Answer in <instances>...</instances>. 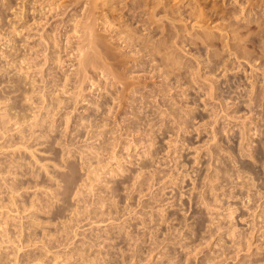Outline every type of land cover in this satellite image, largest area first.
Wrapping results in <instances>:
<instances>
[{"label": "rangeland", "instance_id": "1", "mask_svg": "<svg viewBox=\"0 0 264 264\" xmlns=\"http://www.w3.org/2000/svg\"><path fill=\"white\" fill-rule=\"evenodd\" d=\"M74 1L0 0V264H264V0H99L85 73Z\"/></svg>", "mask_w": 264, "mask_h": 264}, {"label": "bare ground", "instance_id": "2", "mask_svg": "<svg viewBox=\"0 0 264 264\" xmlns=\"http://www.w3.org/2000/svg\"><path fill=\"white\" fill-rule=\"evenodd\" d=\"M72 1H74V0H72ZM75 1H78V0H75ZM74 1V2H75ZM80 1V0H79ZM86 1V0H85ZM89 2L88 3H84L85 5H86V13H84L83 15H84V17H85V22L83 21V24H81L82 23V21H81V23H80V25H82V26H80V25H78V26H80V28H82V29H79V30H83L82 31V33L83 34H80V37L81 36H84V37H82L81 39L80 38H78V36H76L78 39H80V40H78V42H77V52H76V54H77V57H75V58H77V61L79 62V63H77V64H79V66H80V68L78 69V71H76V72H79V71H84V73L86 72V70H88V69H85V67H86V64L87 63H89L90 61H89V59L87 58V55H91L90 53H89V51L87 50V49H92V47L91 46H94V48H95V45L96 46H101L102 47V45L101 44H103V39H101V37H100V41H99V39L97 40L96 39V37L94 36V33H93V31H95L94 29H95V27H94V21L96 20V17L94 16V14H95V10H97V9H99V5H97V1H99V0H88ZM112 0H104V4L103 5H107V10H110V9H112V8H118V9H120V8H122V11H123V7L124 6H126L125 4H124V6L122 5V6H120V7H112L113 5H115V4H112V2H111ZM119 1V0H118ZM154 1V0H153ZM70 3H72L71 1H70ZM69 3V4H70ZM77 3V2H76ZM156 6H155V8H154V11H156L157 10V8H159V9H161V8H165L166 6H167V4H169L170 2H169V0H156ZM64 4V3H63ZM68 4V3H67ZM100 4V3H99ZM161 4H162V6H161ZM74 5V4H73ZM119 5V4H118ZM128 5V4H127ZM66 6V5H65ZM130 7H134V6H130ZM136 7V6H135ZM161 7V8H160ZM124 8H126V7H124ZM133 10L134 9H136V8H132ZM139 9V8H138ZM116 10V9H115ZM121 10V9H120ZM130 10H131V8H130ZM140 10V9H139ZM166 10H168V9H166ZM135 11V10H134ZM150 11V10H149ZM136 12V11H135ZM136 14L138 15V17H134V18H140L139 16V14H140V12H136ZM157 14V13H156ZM145 15V14H144ZM90 16L92 17V16H94L95 17V19H94V17H93V19H91L90 18ZM142 16V15H141ZM152 16H154V13L152 12L151 14H150V16H149V18H147V17H142V19H141V21L139 20V22H142V21H144V23L145 22H147L146 24H148V25H150L151 23L149 22L150 20H152L154 17H152ZM134 18H131V19H133V21H134ZM130 19V20H131ZM82 20H84V19H82ZM136 20V19H135ZM156 20V19H155ZM132 21V20H131ZM137 21V20H136ZM152 22H154L153 20H152ZM157 22V21H156ZM96 24V23H95ZM142 25V24H141ZM77 27V26H76ZM155 28H153V30H154ZM147 30H149V29H147ZM76 31L77 30H75V34H76ZM78 32H81V31H77V33ZM96 34V33H95ZM40 35H42V34H40ZM76 35H79V34H76ZM98 36V35H97ZM75 37V38H76ZM126 37V36H125ZM42 38V37H41ZM44 38V37H43ZM68 38V37H67ZM83 38H85V39H83ZM69 39V41L71 40L70 38H68ZM68 39H67V42L69 43V41H68ZM72 39H73V37H72ZM83 42H82V41ZM84 40H86L85 42H84ZM75 41H77V40H75ZM80 41V42H79ZM105 41H106V39H105ZM102 42V43H101ZM110 42V41H109ZM46 43V42H45ZM47 43H48V41H47ZM46 43V44H47ZM50 45V44H49ZM68 45V44H67ZM109 45V44H108ZM105 47V46H104ZM93 48V49H94ZM98 48V47H97ZM49 49V48H48ZM100 49V48H99ZM102 49V48H101ZM100 49V50H101ZM96 50V49H95ZM98 50V49H97ZM104 49H102L101 51L102 52H104L103 51ZM92 51H94V50H92ZM106 51V50H105ZM45 53V52H44ZM74 53V52H73ZM95 53V51L93 52V54ZM241 53V52H240ZM75 54V55H76ZM98 54V53H97ZM97 54H95V56L94 57H91V58H95L96 56H97ZM102 53L99 51V56L101 55ZM109 54V53H108ZM234 54H235V52H234ZM46 55H47V52H46ZM45 54H44V56H46ZM74 55V56H75ZM25 57V56H24ZM46 57H49V55L48 56H46ZM89 57V56H88ZM101 57V56H100ZM103 57H106L104 54H103ZM103 57H102V60H103ZM108 57V56H107ZM110 57V56H109ZM239 57V56H238ZM90 58V59H91ZM113 58V57H112ZM24 59V58H23ZM98 59V58H97ZM48 59L46 58V61H47ZM92 60V59H91ZM94 61H95V63L97 62L95 59H93ZM99 60V59H98ZM101 60V59H100ZM62 62V61H61ZM60 62V63H61ZM101 62V61H100ZM45 63V62H44ZM90 63H93V61L92 62H90ZM108 63V62H107ZM20 64V63H19ZM76 64V65H77ZM45 65V64H44ZM43 65V66H44ZM87 65H89V64H87ZM93 65H95V64H93ZM253 65V64H252ZM19 66V65H18ZM82 66V67H81ZM105 66V65H104ZM103 66V67H104ZM97 67H98V65H97ZM29 69V68H28ZM63 69V68H62ZM96 69V68H95ZM99 70V69H98ZM104 70V69H103ZM94 71V70H93ZM76 72H74L75 74H77L76 75V77L78 76V74H80V73H76ZM104 72H106L105 70L102 72L103 74H104ZM108 72V71H107ZM84 73H81V74H83V76H84ZM81 74H80V76H81ZM94 74H96V73H94ZM70 75V74H69ZM108 75V74H107ZM73 76V75H72ZM80 76H78V77H80ZM71 77V76H70ZM72 78V77H71ZM73 79V78H72ZM75 79V78H74ZM74 79H73V81H74ZM77 79V78H76ZM66 80H69V78L67 77V79ZM69 81H71V80H69ZM76 81V80H75ZM78 81H79V79H78ZM57 82V81H56ZM72 82V81H71ZM82 82V81H81ZM66 83V82H65ZM68 83V82H67ZM66 83V84H67ZM75 83H79V82H73V84H75ZM69 84V83H68ZM80 84V83H79ZM79 84H77V85H75L76 87H75V89L76 88H79L81 85H79ZM83 84V83H82ZM48 85V84H47ZM61 86V85H60ZM63 86V85H62ZM74 86V85H73ZM56 87V86H55ZM64 87L65 88H67L65 85H64ZM63 88V87H62ZM81 88V87H80ZM55 91V90H54ZM74 91H76V90H74ZM80 91V90H79ZM40 92H42V91H40ZM61 92H63V89H62V91ZM60 92V93H61ZM64 92H67V91H64ZM83 92V91H82ZM81 92V93H82ZM70 93H73V91L72 92H70ZM69 93V94H70ZM80 93V92H79ZM80 93V94H81ZM64 94V93H63ZM50 95H52V94H50ZM68 95V94H67ZM76 95H78L77 94V92H76V94L75 93H73L72 94V96L73 97H76ZM43 96H45V95H43ZM60 96V95H59ZM79 97H80V95H79ZM79 97H76V99H74L75 101L74 102H76V100H77V98H79ZM71 98V97H70ZM45 99V98H44ZM48 99V98H47ZM65 102V101H64ZM69 102V101H68ZM76 103H78V101L76 102ZM70 104V103H69ZM75 104V103H74ZM62 105V104H61ZM66 106V105H65ZM50 108V107H49ZM60 107H59V105H58V109H59ZM61 109V108H60ZM111 109V108H110ZM49 110V109H48ZM52 111V110H51ZM56 112V111H55ZM111 112V111H110ZM59 113V112H58ZM53 115V114H52ZM106 115H107V113H106ZM53 117V116H52ZM108 118V117H107ZM96 119V118H95ZM100 119V118H99ZM90 120V119H89ZM101 124V123H100ZM68 125V124H67ZM96 125V124H95ZM97 127V126H96ZM66 129H67V127H66ZM33 137V136H32ZM103 147V146H102ZM89 151V150H88ZM99 151V150H98ZM90 152H91V150H90ZM100 153V152H99ZM95 155H97V154H95ZM21 171V170H20ZM35 175V174H34ZM36 178V177H35ZM38 179V178H37ZM38 183V182H37ZM18 185V184H17ZM22 187V186H21ZM5 188V187H4ZM8 188V187H7ZM13 188V187H12ZM18 188V187H17ZM14 189V188H13ZM12 189V190H13ZM20 190V189H19ZM7 191H8V189H7ZM81 191V190H80ZM16 193V192H15ZM22 193V192H21ZM13 194V193H12ZM11 194V195H12ZM37 194H39V193H37ZM57 194V193H56ZM43 195V194H42ZM81 195V194H80ZM10 196V195H9ZM16 196V195H15ZM19 196V195H18ZM21 196V195H20ZM19 196V197H20ZM39 196V195H38ZM54 198V197H53ZM35 199V198H34ZM43 199H45V198H43ZM19 200V199H18ZM31 200V199H30ZM29 200V201H30ZM38 200V199H37ZM50 200V199H49ZM28 201V202H29ZM41 202V201H40ZM39 202V203H40ZM44 202V201H43ZM42 204V203H41ZM15 205V204H14ZM17 205V204H16ZM52 205V204H51ZM23 206V205H22ZM31 206V205H30ZM47 206H48V204H47ZM62 208V207H61ZM71 208V207H70ZM26 209V208H25ZM40 209V208H39ZM75 209V208H74ZM24 217V216H23ZM76 219V218H75ZM22 222V221H21ZM75 222V221H74ZM25 223V222H24ZM77 224V223H76ZM84 225V224H83ZM22 228V227H21ZM23 229V228H22ZM21 231V230H20ZM13 233V232H12ZM5 234H7V233H5ZM23 234H25V233H23ZM31 234V233H30ZM7 235H9V234H7ZM76 236V235H75ZM6 237V236H5ZM4 237V238H5ZM9 237H11V236H9ZM23 237H25V236H23ZM14 238H15V236H14ZM1 239H2V237H1ZM7 239V238H6ZM16 239V238H15ZM32 239V238H31ZM68 239V238H67ZM3 240V239H2ZM1 240V241H2ZM5 240V239H4ZM3 240V241H4ZM8 240V239H7ZM21 240H22V238H21ZM2 241V242H3ZM13 240H11L10 241V239L8 240V242H4V243H11V244H16V243H13L12 242ZM25 241V240H24ZM57 241V240H56ZM44 242V241H43ZM74 243V242H73ZM3 244H1L0 246H2ZM9 245V244H8ZM48 245V244H47ZM68 245H69V243H68ZM71 245V244H70ZM16 246V245H15ZM10 247V246H9ZM69 247V246H68ZM76 247V246H75ZM79 247V246H78ZM11 248H12V246H11ZM16 248H17V246H16ZM22 248V247H21ZM15 251H16V249H14ZM20 250V249H19ZM8 251H10V250H8ZM21 251V250H20ZM19 252V251H18ZM85 252H87V251H85ZM8 254V253H7ZM29 254V253H28ZM16 256H17V254H16ZM9 257V256H8ZM29 257V256H28ZM5 258V257H4ZM12 258V257H11ZM39 258V257H38ZM19 259V258H18ZM22 259V258H21ZM12 260V259H11ZM39 260V259H38ZM8 261V260H7ZM26 261V260H25ZM33 261H35V260H33ZM1 262H2V260H1ZM14 263H16V261H13ZM39 262H43V260L42 261H39ZM19 263V262H18ZM7 264V263H6ZM44 264V263H43Z\"/></svg>", "mask_w": 264, "mask_h": 264}]
</instances>
